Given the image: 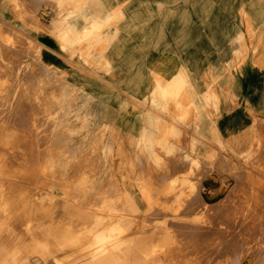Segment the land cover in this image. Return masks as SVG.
Listing matches in <instances>:
<instances>
[{
    "label": "rangeland",
    "instance_id": "1",
    "mask_svg": "<svg viewBox=\"0 0 264 264\" xmlns=\"http://www.w3.org/2000/svg\"><path fill=\"white\" fill-rule=\"evenodd\" d=\"M11 1L21 21L0 18V264H85L81 250L97 240L114 249L119 261L110 264H264V121L246 134L214 133L230 95L225 73L198 102L188 77L156 76L149 104L145 54L137 84L105 58L123 12L102 14L97 0H39L32 8L34 0ZM137 1L158 14L197 0ZM147 16H139L141 32L164 28ZM42 35L54 37L75 67L49 63ZM138 41L146 50V38ZM218 81L226 85L219 93ZM10 198L12 207L18 202L12 211Z\"/></svg>",
    "mask_w": 264,
    "mask_h": 264
},
{
    "label": "crops",
    "instance_id": "2",
    "mask_svg": "<svg viewBox=\"0 0 264 264\" xmlns=\"http://www.w3.org/2000/svg\"><path fill=\"white\" fill-rule=\"evenodd\" d=\"M11 2L0 0V18L19 22L21 19L16 18L10 8ZM38 2L32 1L29 7H36ZM95 4L102 14H125L126 18L115 25H119L118 28H112L107 35L112 41L105 58L113 71L125 70L137 84L140 82L139 55L145 54L146 75L142 73L141 78L146 81L142 83L146 84L149 104L156 76L162 83L178 76L188 77L198 102L207 86L218 79L220 73H225L223 77L228 81L231 96L221 100V117L214 133L227 138L246 134L255 119L264 121V0H197L194 4H175V9L169 3L168 10L158 14L150 2L146 8L140 7L137 0H97ZM176 10L184 13L176 14ZM143 12L148 15L147 23L162 22L164 28L148 29L145 33L137 29ZM140 37L146 38V50L139 45ZM41 42L44 58L49 63L68 69L75 67L76 59L61 50L54 37L42 35ZM242 49L247 52L238 54ZM90 71V79L95 83L94 70ZM114 77L121 80L123 76ZM213 86L217 93L226 87L219 81ZM134 127L131 128L133 133Z\"/></svg>",
    "mask_w": 264,
    "mask_h": 264
},
{
    "label": "bare ground",
    "instance_id": "3",
    "mask_svg": "<svg viewBox=\"0 0 264 264\" xmlns=\"http://www.w3.org/2000/svg\"><path fill=\"white\" fill-rule=\"evenodd\" d=\"M36 20V19H35ZM60 35V34H59ZM62 39V38H61ZM7 48V47H6ZM2 50V49H1ZM2 52V51H1ZM5 52V51H4ZM4 54V53H3ZM3 56V55H2ZM12 58V57H11ZM170 90H171V88H170ZM173 90V89H172ZM172 90H171V92H172ZM167 96V95H166ZM44 98V97H43ZM67 98V97H66ZM146 98V97H145ZM16 100V99H15ZM42 100V99H41ZM61 100H63V99H61ZM36 101V100H35ZM64 101V100H63ZM19 102V101H18ZM40 102V101H39ZM65 102V101H64ZM165 102H166V100H165ZM168 102V101H167ZM167 102H166V104H167ZM170 103V102H169ZM36 104V103H35ZM56 104H58V103H56ZM171 105V104H170ZM42 106V105H41ZM46 106V105H45ZM163 106V105H162ZM167 106V105H166ZM218 106V105H217ZM158 107V106H157ZM179 107V106H178ZM182 107V106H181ZM31 108V107H30ZM34 108V107H33ZM43 108V107H42ZM150 108V107H149ZM162 108V107H161ZM169 108V107H168ZM35 109V108H34ZM56 109V108H55ZM60 109V108H59ZM152 109V108H151ZM33 110V109H32ZM44 110V109H43ZM53 110H54V108H53ZM52 110V111H53ZM180 110V109H179ZM36 111V110H35ZM47 111V110H46ZM57 111V110H56ZM19 112V111H18ZM61 112V111H60ZM41 113V112H40ZM183 113V112H182ZM181 113V114H182ZM180 114V113H179ZM166 115V114H165ZM22 116V115H21ZM41 116V115H40ZM13 117V116H12ZM56 117V116H55ZM14 118V117H13ZM22 118H24V117H22ZM29 119V118H28ZM37 119H38V116H37ZM53 119V118H52ZM55 119V118H54ZM31 120V119H30ZM30 120H28V121H30ZM36 120V119H35ZM41 120V119H40ZM45 120V119H44ZM47 120V119H46ZM57 119H55V121H56ZM17 121V120H16ZM173 121H175V120H173ZM8 122V121H7ZM6 122V123H7ZM12 122V121H11ZM31 123V122H30ZM55 123V122H54ZM53 123V124H54ZM12 124V123H11ZM14 124V123H13ZM32 124V123H31ZM34 124V123H33ZM32 124V125H33ZM37 124H38V122H37ZM40 124V123H39ZM38 124V125H39ZM67 124V123H66ZM175 124V123H174ZM22 125V124H21ZM24 125V124H23ZM37 125V126H38ZM41 125H42V123H41ZM51 125V124H50ZM47 126V125H46ZM55 126V125H54ZM43 127V126H42ZM8 128V127H7ZM32 128V127H31ZM60 128V127H59ZM63 128H65V127H63ZM9 129V128H8ZM38 129H39V126H38ZM49 129V128H48ZM45 130V129H44ZM9 131V130H8ZM30 131V130H29ZM49 131V133L52 131H50V129L48 130ZM165 131V130H164ZM187 131V130H186ZM26 132V131H25ZM38 132V131H37ZM39 132H40V130H39ZM46 132V131H45ZM151 132H152V130H151ZM28 133V132H27ZM47 133V132H46ZM45 133V134H46ZM87 133V132H86ZM145 133V132H144ZM150 133V132H149ZM163 133V132H162ZM183 133V132H182ZM34 134V133H33ZM53 134V133H52ZM147 134H148V132H147ZM157 134V133H156ZM160 134V133H159ZM187 134V133H186ZM27 135V134H26ZM61 135V134H60ZM146 136V135H145ZM160 136V135H159ZM27 137V136H26ZM41 137V136H40ZM47 137V136H46ZM171 137V136H170ZM32 138V137H31ZM55 138V137H54ZM14 139V138H13ZM44 139V138H43ZM48 139V138H47ZM46 139V140H47ZM185 139V138H184ZM45 140V139H44ZM17 141V140H16ZM27 141V140H26ZM29 141V140H28ZM66 141V140H65ZM167 141V140H166ZM56 142V141H55ZM170 142V141H169ZM18 143V142H17ZM30 143V142H29ZM34 143V142H33ZM140 143H142V142H140ZM41 144V143H40ZM181 144V143H180ZM27 145V144H26ZM47 145V144H46ZM56 145V144H55ZM140 145V144H139ZM40 146V145H39ZM43 146V145H42ZM21 147V146H20ZM26 147V146H25ZM57 147V146H56ZM59 147V146H58ZM141 147V146H140ZM155 147H156V145H155ZM184 147V146H183ZM52 148H54V146L52 147ZM61 148V147H60ZM63 148V147H62ZM80 148V147H79ZM45 149H47V147L45 148ZM57 149V148H56ZM38 150H40V151H42L41 149H38ZM142 150V149H141ZM182 150V149H181ZM30 151V150H29ZM28 151V152H29ZM56 151V150H55ZM178 151V150H177ZM31 152V151H30ZM35 152V151H34ZM156 152V151H155ZM42 153V152H41ZM45 153V152H44ZM142 154H143V152H141ZM145 153V152H144ZM32 154V153H31ZM48 154V153H47ZM62 155V154H61ZM152 155V154H151ZM172 155H174V152H173V154ZM50 156V155H49ZM42 158V157H41ZM49 158V157H48ZM182 158V157H181ZM55 159V158H54ZM59 159V158H58ZM148 159V158H147ZM140 162V161H139ZM42 163H44V161L42 162ZM151 164V163H150ZM48 167H50V166H48ZM58 167V166H57ZM141 167V166H140ZM13 168V167H12ZM56 168V167H55ZM18 169V168H17ZM16 169V170H17ZM57 169V168H56ZM141 169V168H140ZM48 170V169H47ZM58 170V169H57ZM62 170V169H61ZM49 171H51V170H49ZM60 171V170H59ZM63 171V170H62ZM61 171V172H62ZM18 172V171H17ZM51 173V172H50ZM131 174V173H130ZM247 174V173H246ZM46 175V174H45ZM77 175V174H76ZM139 175V174H138ZM164 175V174H163ZM236 176V175H235ZM164 177H165V175H164ZM252 179V178H251ZM13 180V179H12ZM133 180H134V178H133ZM136 180V179H135ZM164 180V179H163ZM162 180V181H163ZM161 181V180H160ZM17 183H19V182H17ZM244 183V182H243ZM21 185V184H20ZM23 185V184H22ZM31 185V184H30ZM27 186V185H26ZM39 186V185H38ZM24 187V186H23ZM72 188V187H71ZM83 188V187H82ZM262 188V187H261ZM17 189V188H16ZM84 190H86V189H84ZM240 190V189H239ZM10 191V190H9ZM70 192V191H69ZM72 192V191H71ZM163 192V191H162ZM235 192V191H234ZM32 192H30V194H31ZM240 193V192H239ZM20 194V193H19ZM171 194V193H170ZM12 196V195H11ZM107 197V196H106ZM80 198V197H79ZM197 199H198V196L196 197ZM234 198V197H233ZM249 198V197H248ZM17 199V198H16ZM10 200H11V211H12V209L15 207V206H17L16 205V202H17V200H15L16 202L15 203H13V205H14V207H12V202L14 201V198H10ZM13 200V201H12ZM20 200V199H19ZM195 200V199H194ZM191 201V200H190ZM23 201H21V202H19V203H22ZM27 202V201H26ZM32 202V201H31ZM117 202V201H116ZM120 202V201H119ZM192 202V201H191ZM3 203V202H2ZM18 203V202H17ZM25 203V202H24ZM23 203V204H24ZM98 203V202H97ZM107 203V202H106ZM114 203V202H113ZM118 203V202H117ZM152 203V202H151ZM155 203H157V202H155ZM31 205V208H33L32 207V203H30ZM48 204V203H47ZM188 204V203H187ZM186 204V205H187ZM190 204V203H189ZM20 205V204H19ZM27 205V204H26ZM33 205H34V203H33ZM46 205V204H45ZM28 206V205H27ZM42 206V205H41ZM48 206V205H47ZM111 207H112V204L110 205ZM25 207V209H26V206H24ZM188 207V206H187ZM20 208V207H19ZM21 208H23L22 206H21ZM31 208H28V210L27 211H29ZM43 208V207H42ZM77 208V207H76ZM186 208V207H185ZM197 208V207H196ZM201 208V207H200ZM8 209H10V206L8 207ZM153 209V208H152ZM182 209V208H181ZM202 209V208H201ZM4 210H6V209H4ZM22 210V209H21ZM10 210H8V212H9ZM45 211V210H44ZM47 211V210H46ZM191 211V210H190ZM14 212V211H13ZM15 212H17V207H16V210H15ZM20 214L22 213V214H24L23 212H21V211H18ZM0 213H2V212H0ZM11 213V212H10ZM28 212H26V214H27ZM187 213V212H186ZM13 214V213H12ZM165 214V213H164ZM167 214V213H166ZM253 214V213H252ZM29 216V215H28ZM80 216V215H79ZM30 217V216H29ZM108 217V216H107ZM18 218V217H17ZM26 218V217H25ZM99 218V217H98ZM105 218V217H104ZM108 218H110V216L108 217ZM114 218V217H113ZM156 218V217H155ZM222 218V217H221ZM31 219V218H30ZM52 219V218H51ZM105 219H107V218H105ZM152 219V218H151ZM257 219V218H256ZM101 220V219H100ZM103 220V219H102ZM133 220V219H132ZM214 220V219H213ZM259 220V219H258ZM27 221V220H26ZM149 221H151V220H149ZM222 221V220H221ZM30 222V221H29ZM148 222V221H147ZM15 223V222H14ZM171 223V222H170ZM10 224V223H9ZM104 224H106V223H104ZM13 225V224H12ZM30 225V224H29ZM182 225V224H181ZM238 225V224H237ZM254 225V224H253ZM20 226V225H19ZM108 226V225H107ZM261 226V225H260ZM25 227V226H24ZM26 227H27V225H26ZM152 227V226H151ZM150 227V228H151ZM208 227V226H207ZM22 228V227H21ZM29 228L30 229H32V226H29ZM37 228V227H36ZM107 228V227H106ZM147 228V227H146ZM210 228V227H209ZM253 228V227H252ZM137 229V228H136ZM42 230V229H41ZM146 230V229H145ZM209 230V229H208ZM29 231V230H28ZM137 231V230H136ZM144 231V230H143ZM257 231V230H256ZM134 232V231H133ZM178 232V231H177ZM31 233V232H30ZM234 233V232H233ZM253 233V232H252ZM255 233V232H254ZM253 233V234H254ZM15 234V233H14ZM38 234V233H37ZM207 234V233H206ZM35 234L34 233H32V237L34 236ZM91 235V234H90ZM29 236V235H28ZM39 236V235H38ZM42 236V235H41ZM48 236V235H47ZM46 236V237H47ZM208 236V235H207ZM227 236V235H226ZM256 236V235H255ZM262 236V235H261ZM120 237H123V236H120ZM205 237V236H204ZM210 237V236H209ZM224 237V236H223ZM36 238V237H35ZM34 238V239H35ZM101 238V237H100ZM103 238V237H102ZM202 238V237H201ZM232 238V237H231ZM235 239V238H234ZM240 239V238H239ZM10 240V239H9ZM103 240H105V239H103ZM231 240V239H230ZM236 240V239H235ZM11 241V240H10ZM150 241V240H149ZM236 242V241H235ZM234 242V243H235ZM259 242V241H258ZM7 243V242H6ZM91 243V247L90 248H88V249H84V248H82V250H81V253H84V254H87L89 257H87L85 260H87V262L85 263V264H110L109 262H111L112 260H116V261H119V259L118 258H114L113 259V257L111 256V254H115V252H113L114 251V249L112 250L111 248H109V243L108 242H103V241H101V240H97V241H95L94 243L91 241L90 242ZM111 243V242H110ZM8 244V243H7ZM255 244V243H254ZM253 244V245H254ZM20 245V244H19ZM179 245V244H178ZM227 245H230V244H227ZM22 246V245H21ZM181 246V245H180ZM252 246V245H251ZM233 247V246H232ZM247 247V246H246ZM259 247V246H258ZM227 248V247H226ZM235 248V247H234ZM28 249V248H27ZM92 249V250H91ZM95 249L97 250L96 252H95ZM181 249V248H180ZM243 249V248H242ZM241 249V250H242ZM94 250V254H92V251ZM153 250V249H152ZM155 250V249H154ZM220 250V249H219ZM227 250V249H226ZM240 250V249H239ZM246 250V249H245ZM101 251H104V253L103 254H101V256H95V255H97V254H99ZM151 251V250H150ZM157 251H158V249H157ZM156 251V252H157ZM161 251H163V249L161 250ZM218 251V250H217ZM223 251H225L224 249H223ZM228 251V250H227ZM232 250H230V252H231ZM25 252V251H24ZM77 252V251H76ZM155 252V251H154ZM208 252V251H207ZM226 252V251H225ZM224 252V253H225ZM229 252V251H228ZM233 252H236L237 253V251L234 249L233 250ZM240 252V251H239ZM78 253H80L79 251H78ZM147 253H149V252H147ZM152 253V252H151ZM158 253H160V252H157V254ZM222 253V252H221ZM221 253H220V255H221ZM243 253H244V251H243ZM257 253V252H256ZM91 256H90V255ZM155 254V253H154ZM182 254V253H181ZM216 254V253H215ZM223 254V253H222ZM230 254V253H229ZM228 254V255H229ZM233 254H235V253H233ZM231 255V256H234V255ZM81 255V254H80ZM149 255H151V254H149ZM108 256H110V257H112L111 259H110V257H109V259H108ZM152 256V255H151ZM154 257H155V255H153ZM157 256V255H156ZM181 256V255H180ZM222 256V255H221ZM230 256V255H229ZM258 256V255H257ZM239 257V256H238ZM151 258V257H150ZM158 258V257H157ZM157 258H155V259H157ZM179 258V257H178ZM228 258V257H227ZM154 259V258H153ZM205 259V258H204ZM207 259V258H206ZM214 259V258H213ZM218 259V258H217ZM251 259V258H250ZM144 260H146V259H144ZM143 260V261H144ZM151 260V259H150ZM170 260V259H169ZM208 260V259H207ZM261 260V259H260ZM140 261V260H139ZM231 261V260H230ZM240 261H241V259H240ZM258 261V260H257ZM56 262V261H55ZM60 262V261H59ZM148 262V261H147ZM153 262V261H152ZM221 262V261H220ZM224 262V261H223ZM119 263H121V262H119ZM140 263V262H139ZM144 263H146V262H144ZM150 263H151V261H150ZM155 263V262H154ZM153 263V264H154ZM236 263V262H235ZM133 264V263H132ZM137 264V263H136ZM208 264V263H207ZM217 264V263H216Z\"/></svg>",
    "mask_w": 264,
    "mask_h": 264
}]
</instances>
